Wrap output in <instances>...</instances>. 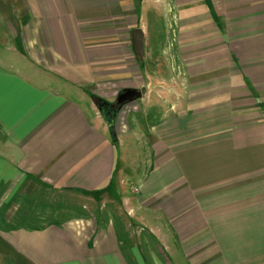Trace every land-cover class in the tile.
<instances>
[{"label":"crops","instance_id":"0c3cea01","mask_svg":"<svg viewBox=\"0 0 264 264\" xmlns=\"http://www.w3.org/2000/svg\"><path fill=\"white\" fill-rule=\"evenodd\" d=\"M176 27L184 90L144 95L173 73L132 31L155 61ZM43 185L113 211L27 226ZM0 264H264V0H0Z\"/></svg>","mask_w":264,"mask_h":264},{"label":"rangeland","instance_id":"374dc122","mask_svg":"<svg viewBox=\"0 0 264 264\" xmlns=\"http://www.w3.org/2000/svg\"><path fill=\"white\" fill-rule=\"evenodd\" d=\"M179 28H174L173 29V39H174V55L171 57L170 51L168 50V54L166 55V58L159 59V60H153L152 54L146 55V58H141L140 59V67L141 68H146L148 71L150 63H153L152 66H155L156 68H159L160 66H166L169 68V71H172V76H164L163 74L152 76L151 79H148L147 76L140 75V80H144L147 82L140 84L141 90L144 91V95L146 94L145 91H147L148 94V83H153V85L160 84V87H157L156 89L158 91L164 92V88L167 85V95L173 96L174 100H178L180 96V92L184 90V84L186 82L184 81V75L182 76L181 71V62H180V56L179 53L176 52V49H179V44H177V37L179 36ZM151 58V59H150ZM164 73L165 70H162ZM143 73V72H142ZM146 78V80L144 79ZM135 80L137 79V76L133 77V74L130 75L129 80ZM160 89V90H159ZM155 90V89H154ZM153 90V96H155L156 93H159L160 95L163 94L161 92H154ZM148 96V95H147ZM152 97V96H151ZM159 97V96H156ZM154 99V98H153ZM173 99V98H172ZM149 100V98L147 99ZM140 100L136 101V103H140ZM139 105V104H137ZM125 107V106H123ZM121 107L118 111L122 110ZM156 114L151 113L150 117L145 118V115H141V118L137 121V130L135 129L133 131L134 135L137 134L140 137V140H138V146L140 147L137 150V154L140 155V159L142 163L147 161L149 162L150 155H151V148L147 145V135L149 130V126L151 122L153 121V117ZM115 134V133H114ZM133 135V134H131ZM150 154V155H149ZM11 193H7V197H9ZM6 192L3 193V198H5ZM21 207L18 211L17 218L20 217L21 214H24L25 210L27 212H32L34 217H39L41 214L43 215L44 213V218L40 220H30L29 224L27 226H40L44 224H50L53 222L56 223H61L65 221L68 218H72L74 215H81V214H90V213H98L100 212L101 209L104 211L109 210L110 212L113 211L111 208L112 206L108 204H103L100 206V204H97L91 195H84L81 193H73V192H68V191H60L57 189H50L47 186H38V188L35 189L34 193L32 195H27L22 203L20 204ZM15 207L16 204L14 201H12L10 204L3 205V208L1 210V214L4 212V210L10 208V207ZM13 207V208H14ZM14 210H12L13 212ZM116 211V210H114ZM119 211V210H117ZM116 211V212H117ZM30 212V213H31ZM37 215V216H36ZM39 215V216H38ZM32 215H30L31 217ZM15 222V221H14ZM145 228V227H144Z\"/></svg>","mask_w":264,"mask_h":264},{"label":"water","instance_id":"95a60500","mask_svg":"<svg viewBox=\"0 0 264 264\" xmlns=\"http://www.w3.org/2000/svg\"><path fill=\"white\" fill-rule=\"evenodd\" d=\"M145 34L143 29L137 28L132 31V48L134 53L140 57L143 58L145 55ZM142 92L135 90V89H126L124 90L117 98L116 105L118 107H122L126 104H129L133 101H136L138 99L142 98ZM96 106L98 109L103 112L104 107L106 104L99 98L96 99ZM109 117L111 119V126L114 127V121L117 117L116 114L112 115L111 113H108L106 117Z\"/></svg>","mask_w":264,"mask_h":264},{"label":"flooded vegetation","instance_id":"af4514ba","mask_svg":"<svg viewBox=\"0 0 264 264\" xmlns=\"http://www.w3.org/2000/svg\"><path fill=\"white\" fill-rule=\"evenodd\" d=\"M125 106V105H124ZM123 107V106H122ZM121 107H117V106H114L112 104H106V106L104 107V113L105 115H107L108 113H111L112 115L116 114V116L118 115V110L120 109ZM108 117V116H107ZM109 118V117H108ZM110 119V118H109ZM111 121V119H110Z\"/></svg>","mask_w":264,"mask_h":264},{"label":"trees","instance_id":"16d2710c","mask_svg":"<svg viewBox=\"0 0 264 264\" xmlns=\"http://www.w3.org/2000/svg\"><path fill=\"white\" fill-rule=\"evenodd\" d=\"M107 120H108L109 122H111L109 118H107ZM112 130H113V129H112Z\"/></svg>","mask_w":264,"mask_h":264}]
</instances>
